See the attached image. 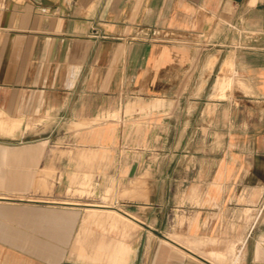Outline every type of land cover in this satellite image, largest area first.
Instances as JSON below:
<instances>
[{
  "label": "crops",
  "instance_id": "obj_1",
  "mask_svg": "<svg viewBox=\"0 0 264 264\" xmlns=\"http://www.w3.org/2000/svg\"><path fill=\"white\" fill-rule=\"evenodd\" d=\"M42 174L53 189L32 198ZM89 179L114 204L44 197ZM40 204L83 210L84 230L140 226L77 237L90 263L146 264L155 246L153 264H199L159 235L259 253L264 0H0V264H52L19 244L35 227L65 238L73 215Z\"/></svg>",
  "mask_w": 264,
  "mask_h": 264
},
{
  "label": "rangeland",
  "instance_id": "obj_2",
  "mask_svg": "<svg viewBox=\"0 0 264 264\" xmlns=\"http://www.w3.org/2000/svg\"><path fill=\"white\" fill-rule=\"evenodd\" d=\"M61 177V174L59 175V178ZM56 179V175L54 174H42L40 176V179L37 183V185L34 187V192L36 194L29 195L32 198H40L42 196L38 195L39 193H50L52 191V187L54 186V181ZM94 185L90 179L87 181V183H84L83 187H86L84 189H77L76 187H73L72 185L70 188L66 191V196L64 197H57V196H44L48 198H55V199H66V200H74V201H87V202H101V203H112L114 204V191L112 189L104 190V192L101 194V199L97 198L96 191L94 188ZM73 187V188H71ZM86 195L87 198H79L76 197L77 195ZM121 197V196H120ZM119 206V205H118ZM122 207V205H120ZM34 212L36 216L40 215H49L50 217L59 218L69 215L70 213L73 215V218H70L67 220V236L58 237L57 231H54L53 229L47 234L44 233L41 229H38V227H35V230L33 231V238L30 237L33 246H29L26 244V240L22 239V244H19V247L21 249H24L28 252H32V254L42 260H48L52 264H106L105 262H97V263H90L83 260L78 259L75 257L71 252V244L73 241L78 237L80 240H97L100 238L108 239V235H112L113 233H116L118 231H131V234L137 233L140 229L139 225L134 224L131 222V224L128 226L127 224H124L123 222H127L124 218H120V221H117L116 216H114V220L111 217V223H113L114 227L109 225V222H92L89 224V230H84V225L82 221H80L81 215L83 213V210H80L78 208L73 207H64L61 205H47V204H40L38 206H34ZM38 212V213H37ZM43 213V214H42ZM113 215H115L114 212ZM52 225L55 224V222L51 223ZM58 224H56L57 226ZM88 226V225H87ZM126 229H125V228ZM25 233V232H24ZM132 234V235H133ZM150 234V232H149ZM163 237L161 235L157 236L156 239L160 242L168 243L170 247L174 249L175 255H186L187 257H190L186 252H183L179 248L175 246H171V244L167 240H163ZM171 238L175 240H187L186 242L192 246L193 248H196L197 251L200 250V252L209 251L211 248H220L221 244H218V241L212 242V243H206L201 240V238H195V239H183L177 236H172ZM255 238H249L246 246L242 249L241 243L236 244V240H230L227 239L225 242H223V245H221V250L224 251L223 255L218 258L216 261L217 264H264V235H260L259 237V245L261 248L259 249L260 252L252 255L250 252L252 241ZM29 240V241H30ZM245 242V239H242V243ZM196 243V244H194ZM216 246V247H215ZM50 250H52V254L50 253ZM156 247L153 246L151 248V252L147 253L146 255V264H153L155 261L156 256ZM163 256V255H162ZM257 257V258H256ZM117 261V258L115 259L114 263L119 264ZM219 261V262H218Z\"/></svg>",
  "mask_w": 264,
  "mask_h": 264
},
{
  "label": "bare ground",
  "instance_id": "obj_3",
  "mask_svg": "<svg viewBox=\"0 0 264 264\" xmlns=\"http://www.w3.org/2000/svg\"><path fill=\"white\" fill-rule=\"evenodd\" d=\"M18 124V123H17ZM19 129V128H18ZM14 130V129H13ZM14 135V134H13ZM78 175V174H77ZM107 190V189H106ZM84 203V202H83ZM89 204V203H88ZM97 204V203H96ZM95 204V205H96ZM104 205H100L98 204V206H92V207H97V208H106L107 210L114 212L115 214L118 213L119 209L116 206L113 205H107L106 207H102ZM91 207V206H90ZM251 208V207H250ZM92 210V209H91ZM103 210V209H102ZM88 211V210H87ZM95 211V210H94ZM105 211V210H104ZM121 211H123L121 209ZM104 213V212H102ZM126 213V212H125ZM128 213V212H127ZM126 213V214H127ZM100 214V213H99ZM98 214V216H99ZM119 214V213H118ZM130 214V213H129ZM128 214V215H129ZM102 215V214H101ZM121 215V214H120ZM106 216V215H105ZM122 217V216H121ZM103 218V217H102ZM124 218V216H123ZM132 219H134L131 216ZM131 221V220H130ZM134 223V222H133ZM139 223V222H138ZM194 234V233H193ZM191 237V236H190ZM198 237V236H197ZM199 238V237H198ZM165 239L171 244V246H175L177 248H179L180 250H182L183 252H186L188 255H190L191 259H193L194 261H196L199 264H217L216 261L218 260V258H220L224 252L219 251V250H215V249H210L209 251H204V252H200L196 250V248H193L192 246H190L186 241L187 240H175L169 236L165 237ZM202 240V239H201ZM237 240V239H236ZM204 242V241H203ZM196 244V243H194ZM121 252V251H120ZM257 258V257H256ZM219 262V261H218Z\"/></svg>",
  "mask_w": 264,
  "mask_h": 264
},
{
  "label": "water",
  "instance_id": "obj_4",
  "mask_svg": "<svg viewBox=\"0 0 264 264\" xmlns=\"http://www.w3.org/2000/svg\"><path fill=\"white\" fill-rule=\"evenodd\" d=\"M165 237V236H164Z\"/></svg>",
  "mask_w": 264,
  "mask_h": 264
}]
</instances>
